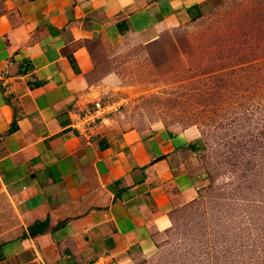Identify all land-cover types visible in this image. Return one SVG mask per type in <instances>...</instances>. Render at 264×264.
Masks as SVG:
<instances>
[{"label":"crops","instance_id":"crops-1","mask_svg":"<svg viewBox=\"0 0 264 264\" xmlns=\"http://www.w3.org/2000/svg\"><path fill=\"white\" fill-rule=\"evenodd\" d=\"M206 1L0 0V264H126L196 198L204 174L176 156L197 132L126 127L113 57ZM98 101L112 110L76 126Z\"/></svg>","mask_w":264,"mask_h":264},{"label":"rangeland","instance_id":"rangeland-1","mask_svg":"<svg viewBox=\"0 0 264 264\" xmlns=\"http://www.w3.org/2000/svg\"><path fill=\"white\" fill-rule=\"evenodd\" d=\"M113 66L133 98L122 105L125 126L170 130L179 140L188 129L197 132L206 150L177 155L176 162L214 182L170 213L156 249L126 264H190L207 253L202 237L209 248L203 264H264V206L253 203L263 197L231 190L238 164L233 139L240 144L243 134L255 139L264 131V0H207L197 20L154 45L124 41ZM230 210L236 222L225 225L234 228L222 232L217 211L226 218Z\"/></svg>","mask_w":264,"mask_h":264},{"label":"trees","instance_id":"trees-1","mask_svg":"<svg viewBox=\"0 0 264 264\" xmlns=\"http://www.w3.org/2000/svg\"><path fill=\"white\" fill-rule=\"evenodd\" d=\"M197 15L198 16H195L196 17L195 20H197L201 16V13H198ZM237 121H239V119ZM247 122L248 120L242 119L239 121L238 125H243V124H246ZM239 128L240 126L237 127V129ZM262 130L263 129H261V132H258L259 136L255 139H247L248 134H243L245 135L244 137L246 138L241 139L240 137H238L239 139H241L240 144L236 143L235 140L233 139L235 148L238 151V154H237L238 164H237V167H236V164L233 166L236 169L233 171V175H234L233 177L235 178V185L233 188H231L232 191L235 190L238 193L237 196L244 194L241 192V190L246 189V195L251 194L254 197H256V195L263 197V198H260L262 200H259V201L256 200L257 202H253L254 205H259V207L264 206V131ZM240 131L242 132V130ZM250 144H252V149L250 148ZM205 147L206 145H205V142L202 140V138H197L195 141L184 145V149L188 150L189 152L193 154H199L202 151H205L206 150ZM238 167H239V170L236 173ZM204 180H205V185L201 188V190L198 191V193L209 187L211 188L212 185H214V182L212 183V181H210L206 173L204 176ZM228 205H231V204H228ZM231 206L232 208L236 207L238 209V205L233 204ZM218 211L220 214L223 213L221 212L220 209ZM218 211H217L218 216L215 220V223H217L218 226L221 224L222 229H223L222 232H228L229 230L234 228V227L230 228L229 226H227V224L225 225L226 221L236 222L235 221L236 219H231L233 216L232 215L233 212L230 210L228 214L229 216H226V218H223L218 213ZM222 234H224L223 238H226L227 233H222ZM199 239L201 241L204 240L203 242L199 241V244H205V246L207 247L206 248L207 253L201 252L195 255L194 257H192V259L189 260L190 264H203L204 263L203 258L209 255L208 253L209 248L207 245L208 240L204 239L203 237L202 239L201 238ZM214 246L216 245L213 243L212 247L214 248ZM193 248L194 246L190 250L192 251ZM192 253L195 254V251H192Z\"/></svg>","mask_w":264,"mask_h":264},{"label":"built area","instance_id":"built-area-1","mask_svg":"<svg viewBox=\"0 0 264 264\" xmlns=\"http://www.w3.org/2000/svg\"><path fill=\"white\" fill-rule=\"evenodd\" d=\"M112 106L109 104H103L101 102H95L92 110H87L82 116L77 117L75 125L85 128L94 124L105 112L112 110Z\"/></svg>","mask_w":264,"mask_h":264}]
</instances>
